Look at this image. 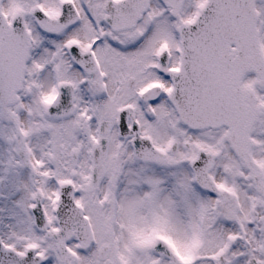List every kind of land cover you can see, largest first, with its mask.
Returning <instances> with one entry per match:
<instances>
[{
	"label": "snow or ice",
	"instance_id": "snow-or-ice-1",
	"mask_svg": "<svg viewBox=\"0 0 264 264\" xmlns=\"http://www.w3.org/2000/svg\"><path fill=\"white\" fill-rule=\"evenodd\" d=\"M0 264H264V0H0Z\"/></svg>",
	"mask_w": 264,
	"mask_h": 264
}]
</instances>
